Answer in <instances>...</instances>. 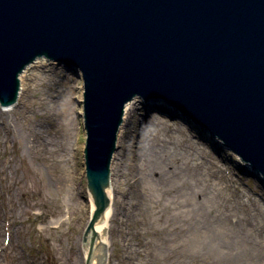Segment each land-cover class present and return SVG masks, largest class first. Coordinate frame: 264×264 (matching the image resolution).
I'll list each match as a JSON object with an SVG mask.
<instances>
[{"label": "water", "instance_id": "water-1", "mask_svg": "<svg viewBox=\"0 0 264 264\" xmlns=\"http://www.w3.org/2000/svg\"><path fill=\"white\" fill-rule=\"evenodd\" d=\"M41 56L83 74L85 241L113 201L106 186L134 96L181 112L264 181V0H0L3 105Z\"/></svg>", "mask_w": 264, "mask_h": 264}, {"label": "rangeland", "instance_id": "rangeland-1", "mask_svg": "<svg viewBox=\"0 0 264 264\" xmlns=\"http://www.w3.org/2000/svg\"><path fill=\"white\" fill-rule=\"evenodd\" d=\"M48 66L51 71L34 69L46 79L30 81L31 91L22 92L10 111L0 107V264L86 261L84 235L91 216L82 154L85 134L78 113L83 83L63 65ZM139 109L142 129L135 149L139 155L145 142L149 150L140 159H128L127 165L136 167L132 174L120 175L117 195L135 207L138 201L130 190L139 181L137 191L146 188L161 199L154 208L139 207L126 225L111 222L106 264H220L215 249H197L212 234L233 242L228 249L236 263L264 264V187L241 173L229 156L219 157L206 147L178 114H148L142 112L143 105ZM158 123L181 131L186 140ZM144 129L149 132L144 134ZM153 144L173 154L159 158L161 169L172 163L180 168L156 187L153 180L159 174L148 177ZM190 160L201 167L185 166ZM202 227L211 237L193 234L200 242L192 247L187 232Z\"/></svg>", "mask_w": 264, "mask_h": 264}, {"label": "bare ground", "instance_id": "bare-ground-1", "mask_svg": "<svg viewBox=\"0 0 264 264\" xmlns=\"http://www.w3.org/2000/svg\"><path fill=\"white\" fill-rule=\"evenodd\" d=\"M51 62L50 64H56L55 61L52 60H46L45 57L42 59H39L35 61L33 64L28 66L22 73H20V85H21V90L24 94V92H30L31 90V82L34 81V83H37L39 81H44L46 77L42 72L40 73H35L33 72L35 68L39 69L42 68L43 70H49L48 63ZM51 71V69L49 70ZM80 72V71H79ZM81 73V72H80ZM81 76V74H80ZM83 97V85L79 86V98L78 100L81 102ZM21 97L19 98V100ZM18 100V101H19ZM144 103V100L139 97V96H134L131 98L129 101H127L124 105L123 108V116H122V123L119 127L118 130V137H117V149L114 152L112 162H111V173H110V178H109V183L106 186L113 201L109 202V206L105 210V218L99 220L96 222L94 230L90 231L87 236H86V241L84 244V256L85 258L88 257L89 251H90V243L92 238L95 239L93 249L91 253V260L90 264H106L107 262V257L109 255L107 251V247L109 245L108 243V233L111 227V222L114 220L119 224V226H123L129 223L133 218H135L136 213L135 211L141 207V206H147L150 208H154L159 205V202L157 200H160L161 198L157 199L158 196H154L152 193H150L146 188L141 190H136V184L139 183V181H136L134 183L133 188L130 190L132 193V196H134V199L138 201V204L134 207H132L128 202H126L123 197H120L119 194L120 187L122 184V180L120 175H123L125 172H134V168L136 165H127L128 159L131 157H135L137 159V151L135 148L139 146L138 138L140 137L141 133V127L142 124L140 122L139 118V109ZM13 107L10 108H2V110L5 111H10ZM145 112V111H142ZM80 115L82 114V108L80 107V110L78 112ZM153 116V115H152ZM155 125V124H154ZM157 127L162 128L165 131H168V127L164 126L163 124H156ZM172 132H175L174 134L177 135L178 139L181 140H186V137L181 133L179 130H171ZM149 131L147 129L143 130V133H148ZM128 135V137L126 136ZM181 136V137H180ZM141 147L139 148V159L144 155L146 149L149 150V148L146 147L145 142L141 143ZM156 147V148H155ZM150 148H154L151 151V168L149 170L148 177H152L155 174H159L156 178V180H153V187H156L159 183L163 181V178L165 176L167 177H174L180 172L179 166H176L175 164L172 166H165L163 169H161L162 164L159 161V158L165 156L168 157L169 155L172 156L173 154L170 151H165L161 149L160 147L155 146L154 144L150 146ZM197 149V148H196ZM175 153V151H174ZM153 159V160H152ZM194 166L195 168H200L201 163L198 161L192 162L191 160L188 162L186 161L185 166ZM167 167V168H166ZM144 178V176H143ZM143 181V180H142ZM141 181V182H142ZM206 196V195H205ZM205 200L208 199V197L204 198ZM90 215L94 213V205H93V198L90 197ZM124 208H121V205ZM124 204V206H123ZM130 206L131 208H134V210L130 211ZM134 211V213H133ZM219 229V232L222 230L221 227H217ZM221 229V230H220ZM193 234H196L198 239H202L203 237H208L209 236V229L206 227L199 228L197 231L192 232L189 234L187 232V239H188V244H190L192 247H195L198 242L195 240L193 237ZM212 240L207 241V242H201L199 249L200 251H206L208 248L215 249L218 254V260L220 264H240L239 262L236 263L235 260L238 259H231L232 254H230V247L233 242L229 241L224 238H219V235H214L212 234ZM209 236V237H211ZM196 249V250H197ZM183 253L185 254L187 251V244L185 243L182 248ZM233 252V251H231ZM150 253L155 254L154 251H151ZM180 257H182V254H180ZM246 264V263H244ZM251 264V263H247Z\"/></svg>", "mask_w": 264, "mask_h": 264}]
</instances>
